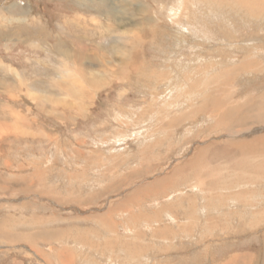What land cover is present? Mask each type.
<instances>
[{
  "label": "rangeland",
  "instance_id": "rangeland-1",
  "mask_svg": "<svg viewBox=\"0 0 264 264\" xmlns=\"http://www.w3.org/2000/svg\"><path fill=\"white\" fill-rule=\"evenodd\" d=\"M262 125L264 0H0V264H264Z\"/></svg>",
  "mask_w": 264,
  "mask_h": 264
},
{
  "label": "bare ground",
  "instance_id": "bare-ground-1",
  "mask_svg": "<svg viewBox=\"0 0 264 264\" xmlns=\"http://www.w3.org/2000/svg\"><path fill=\"white\" fill-rule=\"evenodd\" d=\"M121 5V4H120ZM188 11V10H187ZM103 16V15H102ZM106 17V16H105ZM16 21V20H15ZM86 21V20H85ZM87 22H89L88 20H87ZM92 22V21H91ZM95 22V21H94ZM153 22V21H152ZM21 23V22H20ZM39 24V23H38ZM39 30V29H38ZM38 32V31H37ZM30 33V32H29ZM133 40V39H132ZM134 41V40H133ZM37 46V45H36ZM35 46V47H36ZM130 46V45H129ZM131 58V57H130ZM25 60V59H24ZM57 60V59H56ZM128 62V61H127ZM65 63V62H64ZM39 64V63H38ZM64 65V64H63ZM102 65V69H104L103 68V64H101ZM82 66V65H81ZM121 66V65H120ZM118 67V66H117ZM84 70V69H83ZM82 70V71H83ZM56 72V71H55ZM67 72V71H66ZM86 72V71H85ZM78 73V72H77ZM82 73V72H81ZM67 74H68V72H67ZM94 76V78H93V76ZM82 76H84V77H86V79L91 83V84H93V85H100L101 84V81L100 80H95V78L97 77H95V75L92 73V74H90V75H85L84 73H83V75ZM65 77V76H64ZM72 77V76H71ZM75 78V77H74ZM83 78V77H82ZM64 79V78H63ZM81 80V79H80ZM86 81V80H85ZM87 81V82H88ZM71 84H73L72 82H70ZM68 85V84H67ZM80 86V85H79ZM7 87V86H6ZM82 90L81 91H85V90H87L85 87H82L81 88ZM77 92H79V90H77ZM77 92H74L76 95H77V97H78V95L79 96H81V93L79 92V93H77ZM85 93V92H84ZM71 96V95H70ZM75 96V95H74ZM227 104V103H226ZM235 108V107H234ZM231 113V112H230ZM232 115V114H231ZM232 118V117H231ZM230 118V119H231ZM258 118V117H257ZM259 120H260V118H259ZM258 125H260V123H258ZM256 126V125H255ZM262 126H264V125H262ZM259 127H261V126H259ZM250 129H254V128H250ZM257 129H258V127H257ZM238 130V129H237ZM245 130V129H244ZM257 131V130H256ZM261 133H262V131H260ZM238 134V133H237ZM251 136V135H250ZM246 147V146H245ZM248 147V146H247ZM246 149V148H245ZM261 151H263V149L261 150ZM241 152V151H240ZM257 153H258V151H257ZM260 153V152H259ZM264 153V152H263ZM243 154H244V150H243ZM251 155V154H250ZM247 156H248V154H247ZM257 156H258V154H257ZM259 157H260V155H259ZM263 156H262V153H261V157L260 158H262ZM247 161V160H246ZM250 162H251V160H250ZM252 163H254V161H252ZM248 173V172H247ZM250 175V174H249ZM229 188V187H228ZM227 188V189H228ZM231 189V188H230ZM229 191V190H228ZM233 195V194H232ZM230 196V195H229ZM233 197H234V195H233ZM1 221V220H0ZM13 245V244H12ZM24 248V247H23ZM32 248V247H31ZM75 252V251H74ZM61 254V253H60ZM76 255V254H75ZM62 262V261H61ZM76 263V262H75Z\"/></svg>",
  "mask_w": 264,
  "mask_h": 264
},
{
  "label": "crops",
  "instance_id": "crops-1",
  "mask_svg": "<svg viewBox=\"0 0 264 264\" xmlns=\"http://www.w3.org/2000/svg\"><path fill=\"white\" fill-rule=\"evenodd\" d=\"M72 1H73V0H72ZM70 3H71V2H70ZM75 7H76V6L73 5V3H72V9H73V10L75 9ZM77 7H78V5H77ZM92 7H93V6H91V8H92ZM89 18H90V20L93 22L94 19L92 18V16H88V18H86V20L89 19ZM34 22H36V21H33V22L30 24L31 27H32V25L34 24ZM74 22H75V21H74ZM90 24H91V23L88 22V25H87V26H90ZM81 25H84V26H85L84 22H81V23L79 24V26H81ZM87 26H85V27H87ZM84 33H86V31H84L83 34H84ZM78 35H81V34H78ZM87 38H88V37H87ZM83 40H84V38H79V39H77V42H78V43H84ZM87 41H89V39H87ZM47 59H48V58H47ZM40 69H41V68H40Z\"/></svg>",
  "mask_w": 264,
  "mask_h": 264
}]
</instances>
